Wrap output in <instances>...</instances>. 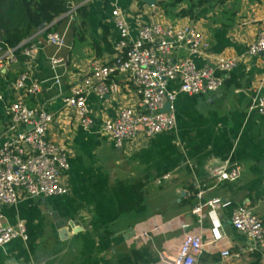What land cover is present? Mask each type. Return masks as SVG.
<instances>
[{"label":"crops","instance_id":"0c3cea01","mask_svg":"<svg viewBox=\"0 0 264 264\" xmlns=\"http://www.w3.org/2000/svg\"><path fill=\"white\" fill-rule=\"evenodd\" d=\"M102 1L99 12L93 10L90 0L72 2L76 9L89 5L87 26L77 12L73 19L67 15L69 11L55 20L53 28L66 32L68 47L57 53L47 43L46 26L29 38L39 46L35 61L22 56L29 42L26 39L17 62L0 63L4 95L0 139L6 131L5 106L18 97L10 85L30 69L43 83V91L37 100L25 99L31 106L40 103L54 115L49 138L67 149L71 162L63 179L67 195L24 197L16 205L0 207V229L23 221L28 231V240L16 239L0 247V264H168L166 259L175 255L186 231L210 236L207 210L203 218L194 212L200 191H204L205 201L220 198L231 205L217 211L225 238L206 247L199 260L264 264V245L262 251L239 258L222 256L226 249L234 253L251 242L231 225L234 207L248 206L264 220V114L252 108L264 93V57L247 52L264 25V0L205 6L196 18L166 17L160 11V0L156 5L110 0L107 6ZM117 7L128 15L134 35L142 23L196 26L210 44L207 56L196 59L200 66H212L221 56L238 58V66L224 74L225 83L218 93L177 97L172 132L153 138L141 133L122 149L113 145L102 126L125 107L139 109L140 97L126 87L127 76H116L122 87L117 95L105 99L88 95L95 121L89 130L80 125L75 110L64 101L83 84L93 60L108 63L114 57L119 35L111 15ZM56 54L67 62L54 70L51 58ZM55 73L61 75L60 86L55 84ZM228 163L241 165V177L235 182H219L214 173ZM165 175L169 179L159 183Z\"/></svg>","mask_w":264,"mask_h":264},{"label":"built area","instance_id":"2783aa9c","mask_svg":"<svg viewBox=\"0 0 264 264\" xmlns=\"http://www.w3.org/2000/svg\"><path fill=\"white\" fill-rule=\"evenodd\" d=\"M73 6L67 14L74 17ZM112 23L119 38L114 43L115 55L108 62L99 59L92 62L90 74L82 85L65 97L66 105L72 107L80 125L89 130L94 119L88 106V95L99 99L117 95L121 85L116 76H127V88H132L140 97L139 109L125 107L115 119L105 121L102 130L117 149H122L134 141L141 133L147 138L172 132L176 127L174 103L180 94L209 95L218 93L225 83L224 74L238 66L237 57H218L212 66H200L196 59L207 56L210 44L206 37L190 24L179 26L172 22L142 23L136 34L128 15L120 8L112 10ZM29 39L22 51L25 60L35 61L38 44ZM46 40L57 49V53L68 47L67 35L57 31L47 32ZM185 51V55L180 52ZM251 56L264 57V25L247 50ZM18 61L15 49L0 48V63ZM52 67L57 70L66 63L57 54L51 58ZM55 84L61 85V75L55 73ZM171 85H177L173 88ZM1 86V85H0ZM18 97L5 106L6 131L0 139V207L16 205L21 199L34 197L65 196L69 193L63 183L64 176L71 168L68 151L49 138L50 125L54 115L44 106H31L25 97L35 100L43 91V83L38 81L30 69L22 71L10 85ZM4 95L0 87V101ZM170 104L169 110H164ZM264 114V93L259 95L252 106ZM242 174L238 163L215 172L219 182H235ZM169 179L165 175L158 182ZM198 202L194 212L204 217L205 210L211 220L210 236L199 232L186 231L175 255L166 259L168 264H198L206 247L219 244L225 238L218 216L220 207L231 205L230 201L212 198L205 201L204 191L197 193ZM231 225L251 242L246 248L231 252L226 249L223 257L239 258L246 253L262 251L264 245V220L248 206H236L231 213ZM187 230L188 226L183 225ZM28 240V231L23 221L17 225H7L0 229V247L16 240Z\"/></svg>","mask_w":264,"mask_h":264},{"label":"trees","instance_id":"16d2710c","mask_svg":"<svg viewBox=\"0 0 264 264\" xmlns=\"http://www.w3.org/2000/svg\"><path fill=\"white\" fill-rule=\"evenodd\" d=\"M73 1L80 4L85 0H0L1 50L15 49L16 55L20 56L22 42L46 26H49L48 32L55 31L53 28L55 20L72 9ZM109 1L104 0V5L107 6ZM228 1L231 0H166L164 4L176 8L188 3L177 16L196 18L201 8L226 4ZM76 12L82 20V25L87 26V19L90 16L89 5L81 4Z\"/></svg>","mask_w":264,"mask_h":264},{"label":"rangeland","instance_id":"374dc122","mask_svg":"<svg viewBox=\"0 0 264 264\" xmlns=\"http://www.w3.org/2000/svg\"><path fill=\"white\" fill-rule=\"evenodd\" d=\"M90 2L92 3V8L93 10H95L96 12L100 11L103 8V1L102 0H90ZM166 2V0H160V11L163 15H165L168 18H173L175 17V15H177V13L182 9L183 4L177 6L176 8L170 7L166 4H164ZM78 2L75 1V5H77ZM188 5V3H187ZM149 7V6H148ZM187 7V6H186ZM109 9H111V6L109 7ZM197 28V27H196ZM199 264H213L211 262L208 261H204L202 258L199 260Z\"/></svg>","mask_w":264,"mask_h":264},{"label":"water","instance_id":"95a60500","mask_svg":"<svg viewBox=\"0 0 264 264\" xmlns=\"http://www.w3.org/2000/svg\"><path fill=\"white\" fill-rule=\"evenodd\" d=\"M142 1H144L145 3H147V4H149V5H156L157 2H158V0H142ZM169 107H170V104H167V105L165 106V109H164V110H168Z\"/></svg>","mask_w":264,"mask_h":264}]
</instances>
